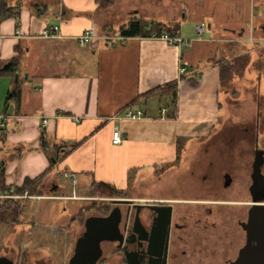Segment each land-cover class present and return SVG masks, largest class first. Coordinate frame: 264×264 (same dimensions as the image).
Here are the masks:
<instances>
[{
    "label": "crops",
    "instance_id": "0c3cea01",
    "mask_svg": "<svg viewBox=\"0 0 264 264\" xmlns=\"http://www.w3.org/2000/svg\"><path fill=\"white\" fill-rule=\"evenodd\" d=\"M29 1L35 6L23 1L18 16L0 22V61L20 57L14 75L0 76V115L8 118L4 140H0L4 189L14 190L26 179L46 170L49 173L37 191L30 192L41 198L19 201H68L69 217L77 219L93 183L124 191L130 174L152 176L154 167L163 163L173 166L163 170L166 178L181 169L174 165L184 164L192 156L204 161L206 146L216 138L223 140L228 124L237 126L245 138L259 142V137L254 139L251 134L256 129L259 133L264 130V105L252 110L251 119L242 110L231 118L230 107L224 106L222 99L221 62L244 57L264 59L262 0ZM111 12L123 19L117 32L107 20ZM141 17L174 28L186 42L178 45L161 38L120 35L123 24ZM202 22L207 29L199 34L196 25ZM52 25L60 26V36L44 37V29ZM92 26L96 27V36L81 45L78 37ZM181 66L186 67L184 73H180ZM244 77L246 82H254L258 75L247 72L240 80ZM224 95L228 100L226 92ZM127 108L142 109L145 116L120 117ZM116 128L122 133L119 144L112 141ZM73 143L77 146L71 147ZM222 169L235 171L231 165ZM68 175L75 181L62 184L60 177ZM249 182L245 173L243 181L235 179L226 190ZM67 184L72 185V193H68ZM215 185L223 191L222 181ZM160 197L191 203L238 199ZM43 219L50 222L49 217ZM49 226L57 238L61 228ZM84 231L79 229L78 236ZM43 237L37 231L24 237L18 247L12 246L15 250L8 253L9 257L15 255L18 260L25 255L28 243L41 244ZM75 248L76 244L66 251L65 264ZM103 258L104 254L97 264H103ZM35 261L48 263L44 259Z\"/></svg>",
    "mask_w": 264,
    "mask_h": 264
},
{
    "label": "rangeland",
    "instance_id": "374dc122",
    "mask_svg": "<svg viewBox=\"0 0 264 264\" xmlns=\"http://www.w3.org/2000/svg\"><path fill=\"white\" fill-rule=\"evenodd\" d=\"M19 1L20 0H13V2ZM22 1H25V5H34V3L29 0ZM174 3H176V0L174 1ZM262 3L264 5V0H262ZM163 9H166L165 5H163ZM107 20L110 23L111 28L112 26L114 27V32H117L116 30H118L117 28L121 24L120 22L123 21V19H117L113 12L109 14V18ZM240 59L245 60L236 63L235 70L227 69L223 74L222 99L224 106L227 105L228 107H230V117L231 115L237 113V110H242L240 112L249 114V118L251 119L252 110H254L255 107L259 104L264 105V59H246L245 57ZM247 72H250L251 74L255 72V74L258 75L257 80L254 82H246L245 77L240 80V78L243 77L244 74L246 75ZM232 76L234 77L232 78ZM238 78L239 80H237ZM225 92L228 95V100L224 95ZM230 125L232 124H228L223 132V140H221V138L218 136L220 139L216 138L214 142L208 144V146L210 147V152H212L213 154H222V156H225L226 153L231 152L235 153L241 151H251V138H245L246 135L240 133L241 131H239L240 129L237 126ZM251 135H253L254 139H256L255 137H259V146L261 148H264V130L260 129L259 133L256 129ZM237 136H240V138L238 140L236 139L235 141L234 139ZM200 141L202 142L204 141V139H201ZM195 152L199 151L197 150ZM202 155L205 157L204 154ZM192 157L190 158L191 160H187V162L185 163L183 162L184 164L177 163L176 165H174L175 167H181V169L177 172H171L167 176L168 178L164 177L165 173H163V170L173 166L163 163L159 164L157 167H154V174L152 176L144 177L145 175H139L140 177L143 176V178L138 183H136V179H138V181L140 179V177H138V174H130L128 187L126 189H123L124 191H121V193L103 194L91 191L90 196H88V200H85L84 202V210L77 219L69 217L70 209L68 207L70 206V202L68 201H52L51 204L48 203L50 204L48 205L47 203H43V201L41 202V200H16L18 201L19 205H14L13 202H11L6 206L1 207L0 256H9L8 253L12 254L11 251L15 250L12 246L18 247L21 239H23L24 237L26 238L30 234H33L35 231H37L39 233H42L44 236L42 243H36L34 245L32 243H28L25 247V255L21 254L18 260L15 255L12 256L14 264L15 260H17V264H38L35 259H37L38 261L44 259L47 260L48 263L53 261L56 264H65V253L68 250L70 251L71 247L74 244H77L78 239L80 238V236H78L77 234V231L79 229L82 232L85 230L84 224L86 221V217L91 215L100 216L106 212H110L114 207L113 202L115 199H132L133 202H138V200L140 199L163 198L160 197L162 195L174 196L178 198L191 196L214 197L211 196L210 193L215 191L218 192L217 188H219V186H217V188H212L210 186V179H208L206 174V160L204 159V162L203 160H199L196 157ZM205 158H207L208 160V156H206ZM219 162L221 164L222 161H218V163ZM212 169L214 171H212ZM212 169V174H215L217 176V174L221 170V167H218L215 163V166ZM73 179L74 177L72 175H68V177L61 176L60 182L62 184L67 183V181L72 183ZM216 180L218 181L219 179ZM211 182H214V178ZM67 185H70L68 193H72V185ZM80 191L82 192V190ZM231 191L233 190L230 189V191H220V194L217 197H226L230 194ZM177 200L180 201L183 199ZM23 204H25L24 208ZM189 204L196 206L198 205L197 203ZM45 216L50 218V222L48 224L45 223L43 219ZM67 223H69V225ZM51 224H55L56 226L61 228V234L57 236V238L53 237V235L51 234L52 229L50 228L51 226H49ZM103 248V259H105V262L103 264H122L120 262L121 254L111 253L114 250L113 248H115V245L103 243ZM54 259L56 261H54Z\"/></svg>",
    "mask_w": 264,
    "mask_h": 264
},
{
    "label": "flooded vegetation",
    "instance_id": "af4514ba",
    "mask_svg": "<svg viewBox=\"0 0 264 264\" xmlns=\"http://www.w3.org/2000/svg\"><path fill=\"white\" fill-rule=\"evenodd\" d=\"M229 155H238V158L215 155L207 145L206 174L212 188L216 187V179L220 181L221 178L224 191L235 179L243 181L247 173L249 184L237 186L228 195L237 200L212 199L198 202L197 206L168 198L113 202V209L120 208L122 214L120 229L124 240L121 244L119 241H102L103 254V243H108L115 245L112 254H121L122 264H264V257L256 260L252 249L245 251L246 247L257 244L248 226L255 196L251 189L255 167L264 176V148L256 141L252 142L251 151L231 152ZM218 161H222L221 164ZM215 163L221 167L217 176L211 172ZM226 165L235 168L233 173L236 176L231 171H223ZM261 187L264 189V184ZM219 194L220 191L210 193L214 197ZM3 257L12 260L7 255L0 256Z\"/></svg>",
    "mask_w": 264,
    "mask_h": 264
},
{
    "label": "water",
    "instance_id": "95a60500",
    "mask_svg": "<svg viewBox=\"0 0 264 264\" xmlns=\"http://www.w3.org/2000/svg\"><path fill=\"white\" fill-rule=\"evenodd\" d=\"M264 176L260 169L255 167L253 174L252 191L255 193L254 204L250 209L248 231L252 238L257 240L253 247L246 250L253 251L254 258L264 257ZM263 194V195H261ZM132 199H115L114 202H132ZM122 214L120 208H114L108 215L90 216L85 221V231L78 239L75 253L69 264H97L103 255L102 241L111 240L123 243L124 235L120 229ZM2 264H14L13 260L6 257L0 258ZM0 263V264H1Z\"/></svg>",
    "mask_w": 264,
    "mask_h": 264
},
{
    "label": "trees",
    "instance_id": "16d2710c",
    "mask_svg": "<svg viewBox=\"0 0 264 264\" xmlns=\"http://www.w3.org/2000/svg\"><path fill=\"white\" fill-rule=\"evenodd\" d=\"M18 1V0H17ZM23 1L20 0L19 2H13V0H0V22L3 20L15 17L20 14L22 9ZM120 35L126 38L134 37V36H143V37H150L154 33L161 35L162 33H169L172 36H177V33L174 28L167 26L162 22H155L150 21L146 18H132L127 23L123 24L120 27ZM240 60V61H239ZM245 59H233L222 61L221 63V76L223 77L224 72L227 69L235 70V64L238 62H242ZM20 66V57L15 56L7 61H0V76L1 75H14L15 72L18 70ZM234 76H232L233 78ZM231 78V79H232ZM9 99V98H8ZM5 133V132H4ZM0 140H4V134L0 137ZM77 143H73L71 147H76ZM49 173L48 170L42 172L40 175L36 176L33 179H26L23 185L17 187L15 190L17 192H24L28 190L29 192L37 191L38 185L42 182V180L47 176ZM3 175H4V168L0 165V184L2 189H4L5 185L3 184ZM92 192H99L105 194H118L121 193L116 187L106 184V183H93ZM7 203L1 204V207L6 206L7 204L14 202L15 205H18V201L16 200H8Z\"/></svg>",
    "mask_w": 264,
    "mask_h": 264
},
{
    "label": "built area",
    "instance_id": "2783aa9c",
    "mask_svg": "<svg viewBox=\"0 0 264 264\" xmlns=\"http://www.w3.org/2000/svg\"><path fill=\"white\" fill-rule=\"evenodd\" d=\"M207 29V25L205 22L199 23L196 25V30L199 34H203ZM17 34L20 33V30L17 29ZM97 30L96 27L92 26L89 29L85 30L79 37L78 41L81 45H86L89 41L96 36ZM46 38H55L60 36V26L59 25H52L51 27H47L44 29L43 34ZM153 38H161L166 40L170 44H183L186 41L180 36H172L169 33H162L161 35L153 34ZM186 71L185 66L180 67V73H184ZM145 116V111L142 109H134V108H127L120 117L122 118H129V119H140ZM7 115L1 114L0 115V137L4 134L6 127H7ZM44 123H47V119H43ZM122 133L119 128H116L113 131L112 141L115 144H119L122 142ZM75 181V179H73ZM41 198L40 195H33L28 190L24 192H17L15 189L5 190L2 189L0 184V205L5 203L8 200H19V199H27V198Z\"/></svg>",
    "mask_w": 264,
    "mask_h": 264
}]
</instances>
